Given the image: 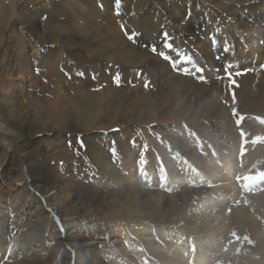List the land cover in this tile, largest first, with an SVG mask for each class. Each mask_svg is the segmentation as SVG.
Segmentation results:
<instances>
[{
    "label": "rangeland",
    "instance_id": "obj_1",
    "mask_svg": "<svg viewBox=\"0 0 264 264\" xmlns=\"http://www.w3.org/2000/svg\"><path fill=\"white\" fill-rule=\"evenodd\" d=\"M262 2L264 0H261ZM255 3V0H144L141 3L138 0H0V127L11 128L10 130L13 131L11 138L0 135V198L11 199L16 206L18 205L20 220L24 224L27 219L35 223H41L45 219L49 221L46 233L48 253H44L45 258L44 255L31 253L24 261H19L20 263L66 264L69 260L70 264L86 263L89 260V252L83 253L81 251V254L78 255L77 253L74 258L68 248H65V251L62 249L57 252L54 249L57 241L60 238L64 242L79 243L80 246H84L82 248L84 250L87 248L85 243L94 240V238L102 243L106 242L107 238L105 240L100 236L102 232H105L110 237V241L108 247L102 249L104 254L110 255L112 260H117V263L122 261L125 264H132L131 256L136 253L133 246L120 248L119 245L110 243L115 234L120 233L129 237L133 245L136 244L140 233L150 228L147 221L145 219H121L119 222L104 220L88 211L84 198L92 195H98L102 199H111L113 195L127 197L129 192L132 194L136 191L142 192V194L144 191H148L154 193L155 197L168 195L169 186L172 187L175 184L168 183V177L162 178L158 175L163 174L162 169L170 165L179 168L192 167L186 160L181 163L174 158L180 152L170 144V138L181 140L189 133L192 119L188 116L175 119L176 109L166 106L161 107L148 120H138L129 124L124 121L104 123L103 126L101 124L99 132L102 134L120 135L119 142L111 141L102 146L105 151V153L102 152V156L107 154L106 159H108L110 166L120 172L118 176L103 175V170L91 154L89 145H91L93 135L90 128L55 131L54 133L40 132L29 137L30 123L38 124L41 120V113H47L53 107V93L55 95V92L57 97L66 98V103L71 104L70 100L73 95L78 94L76 92L78 90L81 91L86 88V91L92 90L97 93L99 89L103 91L106 88H114L120 95L121 109H126L130 98L139 101L142 93L166 92L163 90L167 86L164 83L166 78H160L157 75V70L153 68L154 64L156 66L163 63L171 64L172 61H168L162 54V50L157 51L152 46L145 47L146 63L128 75L121 69V65H123L121 62L115 63L114 67H109V57L113 56L111 52L116 48L115 42L112 40L115 27L110 20L103 16L106 14H110L111 17L115 15L116 18L124 22L126 19L129 21L138 17V21L140 19L139 26L137 25L138 31L150 27V20V22L158 25V28H163L177 36L178 39L185 38L186 40L197 41L202 38L206 29L204 23L207 17H218L230 23V30L234 33L241 31L244 26H248L251 31L254 26L251 23V18H248L251 17V13L247 7L254 6ZM261 3L258 5H264ZM137 6L141 7L139 11ZM51 17H57L56 22H52ZM130 30L128 28V32H125L126 42L123 44L122 50L135 52L133 49H140L144 38L136 35L134 39ZM138 31L137 33H139ZM150 33L152 32L150 31ZM155 34L157 35V32ZM68 36L76 40L72 39L75 42L74 45H63ZM238 37L239 35H234L232 39L238 41ZM18 39L21 43L17 44ZM20 44L22 47L24 46L23 51L19 48ZM62 48L64 55L58 53L55 57L58 49ZM43 50L52 52L54 55L43 57L41 54ZM34 56L35 58H33ZM25 57L26 60H24ZM56 62H61L62 65L70 63L72 68L63 67L62 71H55L52 78L50 72L53 66L57 64ZM25 63L27 68H24L23 64ZM191 67L192 70L189 69L187 75L181 73V76L186 78V82L196 80V71H194L196 69ZM114 68L115 70H113ZM169 68L175 71V63ZM226 69L228 71L219 76L217 81L222 86L220 100L226 107L230 108L225 98L222 81L230 76L229 69H232V66L229 65ZM250 72L253 73L252 70ZM28 74L29 76L26 77ZM173 74L177 75L176 72ZM95 81L99 84L94 83ZM48 104L50 105L48 106ZM19 109L22 112L24 110L27 114L16 113ZM100 121L103 123V120L100 119ZM38 126L35 127L37 130L45 125L38 124ZM46 128L48 127H45L44 130ZM14 133H18V135H14ZM8 145H11V148ZM20 148L24 149V155L30 163L31 172L26 170L20 159ZM125 148L133 151L134 155L145 150L146 165L152 167L158 174L152 171L153 179L148 180L142 171V174L137 175L138 181L131 178L128 175L129 166L119 167L116 165V159L124 157L122 150ZM247 151L248 148L241 149L237 160L242 161ZM197 152L199 155L201 153V157L204 159L216 162L219 167L222 166L220 160L216 158L215 149L203 150L200 148ZM138 163L139 161L136 166L138 172L141 168L145 169V165L141 166ZM241 165L242 163L238 164L237 167L241 168ZM36 170L42 176L39 177L35 174L38 173ZM176 173L179 174V171ZM190 173L192 172L190 171ZM194 175L193 173L192 175L188 174V169H185L183 176L186 180L184 183L191 186L202 183L201 186L205 190L214 185L208 183L204 178L201 179V177ZM181 177L178 176L179 179ZM233 180L236 183L235 178ZM252 181H255V184ZM184 183L180 187H184ZM238 186L240 192L237 191V186L234 191L243 197L244 195L250 198L253 196V200L256 201L253 203L255 206L250 209L246 204L249 198L245 199V197L244 199L242 197L238 204V201L234 200L235 192L229 191L227 193L232 196L227 197V199L235 202L232 207H227L223 214L229 215L231 208H242L248 217L255 219V222L258 223L264 213V170L260 171L257 179L251 180L244 186L242 184ZM53 187L59 192L58 196L63 197V206L67 207V214L64 217L63 213L61 215L59 212H65L64 208L57 210L55 207H51L49 210L45 205L46 203L50 205V201L48 202L46 197L53 196L55 192ZM66 195L68 196L66 197ZM54 196L57 199L56 193ZM205 197L206 193L202 191L196 194L194 200L189 202L191 205H195L197 201L206 202ZM214 198L220 200L218 197ZM53 202L58 203L57 200ZM50 203L53 205L52 202ZM162 204L164 205V200ZM170 206V203L165 204V209ZM90 208L93 209L91 206ZM162 218L163 222L157 226L163 232L157 230L156 225L155 228L151 229L156 234L167 233L171 235L173 233L172 218H168V216ZM73 220L76 221V227L72 225ZM1 225L6 226V222H2ZM234 228L239 233V228L237 226ZM242 233L243 241L247 240L250 245L255 246L258 249L256 252H264V230L257 233L251 231L250 233L246 228H243ZM160 237L157 236L159 239ZM169 240L170 238H167V242ZM178 240H180L178 244L186 242V249L183 247L185 249L183 251L184 256L190 255L193 247L183 238ZM158 244L156 246L160 249L165 246L162 241H158ZM138 245H142V243H137ZM150 247L152 246L143 245L145 254L151 258H156ZM96 250L101 252L100 248ZM165 253L161 250L157 256ZM41 257L44 262H42ZM189 258L193 260V256ZM51 260L53 262H50ZM9 261L10 259L0 257V264H10ZM210 264L221 263L211 262Z\"/></svg>",
    "mask_w": 264,
    "mask_h": 264
},
{
    "label": "bare ground",
    "instance_id": "obj_2",
    "mask_svg": "<svg viewBox=\"0 0 264 264\" xmlns=\"http://www.w3.org/2000/svg\"><path fill=\"white\" fill-rule=\"evenodd\" d=\"M138 1L141 3L144 0ZM255 2L254 6L247 7V10L251 13V17L248 18H251V23L254 26L251 31L248 26H244L241 31L234 33L230 30V23L218 17H207L204 23L206 29L202 38L197 41L187 39L190 42L185 38L178 39L177 36L165 31L163 28H158V25L150 22V20V27L138 31L140 22L138 17H134L129 21L126 19V22H124L116 18L115 15H112V17L110 14L104 15L103 17L110 20L115 27H112L114 28L112 40L115 42L116 48L113 49L114 52H111L113 56L109 57V67H114L115 63L121 62L123 64L121 69L128 75L146 63L145 47L152 46L157 51L162 50V54L168 61L172 62L170 65L160 63L161 65L156 66L154 64L153 68L157 70V75L160 78H166L164 83L167 86L163 89L166 92L142 93L139 101L130 98L126 109H121V98L114 88H106L103 91L99 89L97 93L92 90L86 91V88L81 91L78 90L76 91L78 94L73 95L70 100L74 104L66 103L67 99L61 96L57 97L55 92V95L53 93V107L47 113H41V120L38 123L45 126L37 130L35 127H39L38 124L35 122L30 123L31 126L28 128L29 137L40 132L54 133L55 131L90 128L93 138L91 137V145H89L91 149H88L92 151L91 154L103 170V175L111 177L118 176L120 172L110 166L108 159H106L107 154L102 156V152L105 153L102 146H104V143L107 145L111 141H118L120 135L102 134L99 132L101 124L103 126L115 121H124L129 124L138 120H148L164 106L176 109L175 119L182 116H188L192 119L191 129L184 138L181 140L170 138V144L180 152L174 158L181 163L186 160L192 167L179 168L170 165L162 169L163 174H158L152 167L146 165V152L144 149L141 153L134 155L133 151L131 152L125 148L122 150L124 157L116 159V165H119V167L129 166L128 175L137 181V175L142 174V171L148 180L153 179L151 176L152 171L162 178L168 177L167 182L175 184L172 187L169 186L168 195L155 197L154 193L148 191H144V194L136 191L132 194L129 192L127 197L113 195L111 199H102L98 195H92L84 198L88 211L104 220L119 222L121 219H145L147 221L150 230L147 229L141 232L137 240V243H142V245L137 246V243L133 245L129 237L120 233H116L118 235L115 234L113 241L110 243L119 245L120 248L133 246L136 253L131 256L132 264H210L211 262H220L221 264H264V252H256L258 249L255 246L250 245L247 240L243 241L241 238L243 228H246L250 233L251 231L257 233L264 230V228H261L264 227V213L258 223L255 222V219L248 217L242 208H231L229 215L223 214L227 207L234 205L235 201H238L239 204L242 200L243 196L238 193L240 192L238 185L242 184L244 186L251 180L257 179L260 171L264 170V5H258L261 0H255ZM261 4H264V2ZM140 8L137 6L138 11ZM55 20H57V17L52 18V22H56ZM127 26L131 29L130 32L134 39L136 35L144 38L142 47L133 49L135 52L122 50V46L126 42L125 32L128 29ZM234 35H239L238 41L232 39ZM72 39L71 36L66 37L63 45H74L73 40L75 39ZM18 43H21L20 39L17 40ZM21 45L19 48L24 50V46ZM58 53L64 55L63 48L58 49L56 55L52 52L41 51L43 57L47 55L56 57ZM178 58H183L187 63H180ZM26 59L25 57L24 60ZM201 61L202 64H200ZM174 63L175 71H172L169 67ZM23 65L24 68L28 67L26 63ZM229 65L232 66V69H229L231 74L222 82L225 98L230 108L226 107L220 100L222 86L217 81L219 76L228 71L226 68ZM71 66L70 63L62 65L59 62L51 69L50 76L52 77L55 71H62L63 67L69 69ZM191 66L194 69L201 68L202 72L199 73L194 70L196 71V80L186 82V78L181 76V73L176 69L188 68L192 70ZM76 70H79V68H76ZM117 70L120 71L119 68ZM251 70L253 73L250 72ZM173 72H176L177 75ZM201 75L204 77V82L199 80ZM28 76L29 74L26 75V77ZM48 80L50 82L49 78ZM233 81L235 86H233ZM94 83L98 82L95 81ZM19 112L23 115L27 114V112H24V110L22 112L20 109L16 113ZM100 119L103 120V123H100ZM248 120L250 121L248 122ZM45 127L48 128L44 130ZM10 129L0 127V135L13 137V131ZM16 134L18 135V133H14V135ZM8 147L11 148V145H8ZM200 148L203 150L215 149L216 158L220 160L222 166L219 167L216 162L201 157V153L199 155L197 152ZM243 148H248V151L245 158L238 161L240 150ZM19 151L22 163L25 165L26 170L31 172V166L24 155V149L20 148ZM138 161V165H145V169L141 168L139 172L136 168ZM240 163H242L241 168L237 167ZM185 169H188V174L192 175L193 173L194 176L204 178L208 183L214 185L206 188V190L202 188V183L199 185L194 184V186L186 185L184 183L186 178L183 176ZM36 171L38 172V170ZM178 171L179 174L176 173ZM39 173L35 174L39 177L42 176ZM179 175L183 178L179 179ZM234 178L236 183H234ZM183 183L185 184L184 187H180ZM252 183L255 184V181H252ZM236 186L238 192L234 191ZM52 189L55 190L53 196L50 198L45 197L53 205L50 202V205L47 203L45 205L49 210H51V207H55L57 210L64 208L65 212L59 211L61 215L63 213L64 217L67 214V207L63 206V197L58 196L59 192L55 187ZM202 191L206 193V202L197 201L195 205H191L189 201L194 200L196 194ZM229 191L235 192V201L227 199V197L232 196L227 193ZM55 193L57 199H55ZM214 197H218L220 200ZM244 197L245 199L249 198L246 204L252 209L255 206L253 203L256 202L253 200L254 197L250 198L245 195ZM55 200L58 203L55 204L53 202ZM163 200L164 205L162 204ZM167 203H170L171 206L165 209ZM59 205L61 206L59 207ZM17 206L11 199L0 198V257L10 259V264H22L19 261H24L31 253L42 256L44 253H48L46 248L48 219L43 220L41 223H35L27 219L24 224L20 220ZM163 216L172 218L173 233L171 235L167 233L156 234L151 229L155 228L156 225L157 230L163 232L157 226V224L163 222ZM2 222H6V226H2ZM75 223L76 221L73 220L72 225L74 227H76ZM236 226L239 228V233L235 231L234 227ZM100 236L105 240L107 238V241L102 243L94 238V240L85 243L87 248L84 250H82L84 246H80L79 243H68L59 238L54 249L58 252L68 248L74 258L77 253L78 255L81 254V251L83 253L89 252V260L83 264H125L122 261L117 263V260H112L110 255L104 254L102 249L108 247L110 237L105 232H102ZM157 236H161L160 239ZM167 238H170L168 242ZM182 238L187 240L193 247L191 254L186 257L183 254L186 249V242L178 244V241H180L178 239ZM158 241H162L165 246L160 249L156 246L159 245ZM143 245L152 246L150 249L156 258H151L145 254ZM89 246L91 247L88 248ZM79 247L81 248L78 249ZM97 248H100L101 252H97ZM161 250L166 253L157 256L159 255L157 253ZM95 252H97L96 255ZM190 256H193V260L189 258ZM43 257L45 258V255ZM42 262H44V259ZM50 262H53V260ZM66 264H70V260Z\"/></svg>",
    "mask_w": 264,
    "mask_h": 264
},
{
    "label": "snow or ice",
    "instance_id": "obj_3",
    "mask_svg": "<svg viewBox=\"0 0 264 264\" xmlns=\"http://www.w3.org/2000/svg\"><path fill=\"white\" fill-rule=\"evenodd\" d=\"M153 51H155V49H153ZM178 59H180V63H182V64L187 63V61L184 60L183 58H178ZM176 70L178 72L182 73V74H185V75H187L189 73V69L188 68H178ZM196 71L200 73V72H202V69L201 68H197ZM199 80H200V82H204V77L201 75L199 77ZM233 86H235V82L234 81H233ZM145 87H147V85H145Z\"/></svg>",
    "mask_w": 264,
    "mask_h": 264
}]
</instances>
